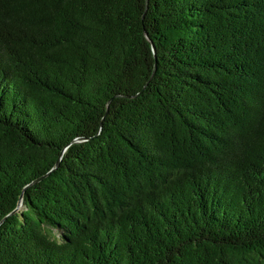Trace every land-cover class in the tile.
Here are the masks:
<instances>
[{"label": "trees", "instance_id": "1", "mask_svg": "<svg viewBox=\"0 0 264 264\" xmlns=\"http://www.w3.org/2000/svg\"><path fill=\"white\" fill-rule=\"evenodd\" d=\"M0 264H264V0H0Z\"/></svg>", "mask_w": 264, "mask_h": 264}, {"label": "water", "instance_id": "2", "mask_svg": "<svg viewBox=\"0 0 264 264\" xmlns=\"http://www.w3.org/2000/svg\"><path fill=\"white\" fill-rule=\"evenodd\" d=\"M152 49H153V52H154V54H155V57L157 58V56H156V55H157V51H156V47H155L154 43H152ZM156 67H157V66H156ZM156 67H155V68H156ZM58 164H59V162L57 163V165H56L55 168L58 167ZM42 179H43V178H40V179L34 181L33 183L30 184V186H31V185H34V184H37V183H38L39 181H41ZM22 201H23V198L20 199L19 204H18V207H17V209H16V212L19 211V210L21 209L22 204H23ZM2 222H3V221H2Z\"/></svg>", "mask_w": 264, "mask_h": 264}, {"label": "rangeland", "instance_id": "3", "mask_svg": "<svg viewBox=\"0 0 264 264\" xmlns=\"http://www.w3.org/2000/svg\"><path fill=\"white\" fill-rule=\"evenodd\" d=\"M22 209V208H21Z\"/></svg>", "mask_w": 264, "mask_h": 264}]
</instances>
